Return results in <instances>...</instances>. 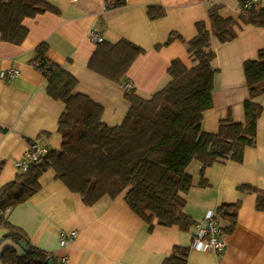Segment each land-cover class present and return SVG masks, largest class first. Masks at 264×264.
I'll list each match as a JSON object with an SVG mask.
<instances>
[{
  "label": "crops",
  "instance_id": "crops-1",
  "mask_svg": "<svg viewBox=\"0 0 264 264\" xmlns=\"http://www.w3.org/2000/svg\"><path fill=\"white\" fill-rule=\"evenodd\" d=\"M49 2L59 12L47 11L25 19L29 34L21 44L0 39V72L11 68L20 72L13 79H0V188L21 172L16 163L25 156L32 140L50 149L62 147L59 119L65 103L48 94L46 76L32 64L41 42L48 43L47 55L52 61L77 77L75 91L103 105L102 120L115 126L122 123L130 102L122 83L89 67L99 44L91 40V30L99 31L104 41L126 39L145 49L125 80L139 95L150 97L170 81L168 70L175 59L189 68L194 66L186 41L197 34L198 21H205L211 29V6L220 5L224 18L240 20L243 13V0H126L122 6H115L114 0ZM152 6L163 8L165 15L151 19L148 9ZM258 6L264 8V0H259ZM235 30L237 35L229 42L212 39L217 73L213 107L204 113L205 132L217 133L220 122L228 117L236 122L246 120L249 87L245 63L257 59L264 48V27L239 22ZM172 34L183 39L165 44ZM256 101L264 109V95ZM201 168L199 161H193L188 169L194 180L185 195L184 212L195 222L188 230L158 224L151 230L130 207L124 193L87 205L53 169L41 176L38 192L12 207L8 220L60 264H163L176 246L191 248L188 264H264V211L257 209L258 195H264V110L258 122L257 144L246 148L241 163L228 160L207 167L204 176L209 185L205 187L200 184ZM233 203H240L234 224L217 212L222 204ZM211 211L217 212L227 241L221 254L193 247L196 226L204 224ZM71 231H77V237L61 246V233ZM6 233L0 228V253L11 246L22 252L21 246L4 239ZM0 264H4L1 259Z\"/></svg>",
  "mask_w": 264,
  "mask_h": 264
},
{
  "label": "trees",
  "instance_id": "trees-1",
  "mask_svg": "<svg viewBox=\"0 0 264 264\" xmlns=\"http://www.w3.org/2000/svg\"><path fill=\"white\" fill-rule=\"evenodd\" d=\"M125 3L126 0H114L115 6ZM220 9V5L209 9L211 29L205 21H198L197 34L186 41L194 66L189 68L175 59L168 70L170 81L150 97L139 95L133 87L126 90L130 108L122 123L115 126L102 120L103 105L75 91L77 77L52 61L47 55L48 43L41 42L32 64L46 76L48 94L65 103L59 119L62 147L49 149L44 157L31 162L26 171L21 170L0 188V210L27 201L40 190L41 176L53 169L56 177L72 192L79 193L87 205H94L104 196L115 198L124 193L130 207L151 230L156 224L183 230L195 225L184 212L185 195L194 180L188 170L190 165L193 161L201 163L200 184L205 187L209 185L204 176L207 167L228 160L241 163L246 148L257 144L258 122L264 110L256 101L264 95L263 48L257 59L245 63L249 87L245 122L228 117L220 122L217 133L202 128L204 113L213 107L217 73L213 66L217 56L212 48L213 37L220 43L231 41L237 35L235 25L239 22L264 27V8L258 3L243 10L240 20L224 18ZM47 11L59 12L49 0H0V39L21 44L29 34L25 19ZM165 13L160 7L148 9L151 19ZM176 38L183 39L172 34L165 44ZM143 53L145 49L126 39L116 43L102 41L89 67L125 84L128 70ZM239 207L240 203L222 204L217 212L234 224ZM257 209L264 211L262 194L258 195ZM8 215L0 222V228L7 230L4 239L18 245L24 241L27 249L20 247V252L16 247H7L0 253L4 264H60L50 252L35 246L23 229L9 222ZM190 251L189 246H176L163 264H188Z\"/></svg>",
  "mask_w": 264,
  "mask_h": 264
},
{
  "label": "built area",
  "instance_id": "built-area-1",
  "mask_svg": "<svg viewBox=\"0 0 264 264\" xmlns=\"http://www.w3.org/2000/svg\"><path fill=\"white\" fill-rule=\"evenodd\" d=\"M259 0H243L242 9L247 10L257 4ZM90 38L95 43L104 41L100 32L97 30H91ZM20 74L16 68L4 70L0 72V79L10 80L17 77ZM126 90H131L132 85L129 82L123 84ZM49 147L40 143L38 140H32L29 143V149L25 156L19 160L16 165L19 169L26 171L31 162L36 161L44 157L49 152ZM11 207L5 211L0 210V222L5 215L9 214ZM78 235L77 231L62 232L60 236L61 246H66L70 241L74 240ZM193 247L203 251H214L216 253H223L227 248V241L222 231L221 225L218 220L217 212L211 211L206 217L204 224H197L196 231L193 236ZM66 258H63V262H66Z\"/></svg>",
  "mask_w": 264,
  "mask_h": 264
},
{
  "label": "water",
  "instance_id": "water-1",
  "mask_svg": "<svg viewBox=\"0 0 264 264\" xmlns=\"http://www.w3.org/2000/svg\"><path fill=\"white\" fill-rule=\"evenodd\" d=\"M19 245H20L23 249H25V250L27 249V246H26V244H25L24 241H20V242H19ZM49 264H53V261H50Z\"/></svg>",
  "mask_w": 264,
  "mask_h": 264
}]
</instances>
